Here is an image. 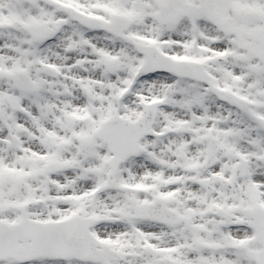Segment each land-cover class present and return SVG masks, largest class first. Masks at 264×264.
<instances>
[{"label":"snow or ice","instance_id":"6c2138e0","mask_svg":"<svg viewBox=\"0 0 264 264\" xmlns=\"http://www.w3.org/2000/svg\"><path fill=\"white\" fill-rule=\"evenodd\" d=\"M0 264H264V0H0Z\"/></svg>","mask_w":264,"mask_h":264}]
</instances>
